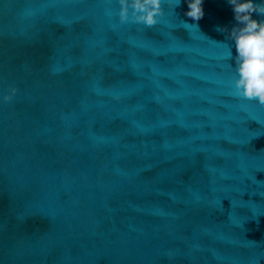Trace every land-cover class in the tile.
Returning a JSON list of instances; mask_svg holds the SVG:
<instances>
[{"label":"water","instance_id":"95a60500","mask_svg":"<svg viewBox=\"0 0 264 264\" xmlns=\"http://www.w3.org/2000/svg\"><path fill=\"white\" fill-rule=\"evenodd\" d=\"M202 6L0 0V264H264V106Z\"/></svg>","mask_w":264,"mask_h":264},{"label":"clouds","instance_id":"9594fccd","mask_svg":"<svg viewBox=\"0 0 264 264\" xmlns=\"http://www.w3.org/2000/svg\"><path fill=\"white\" fill-rule=\"evenodd\" d=\"M118 2L121 24L130 22L143 25L147 29L156 26L160 18L165 16V4L173 11L181 4V0H118ZM203 2L204 0H188L189 10L185 15L198 22L204 16ZM228 3L232 6L236 25L231 30L226 27H218L216 30L229 33L226 41L234 42L235 56L233 57L232 47L226 41L215 42L228 49L229 60L234 59L232 77L234 95L264 106V19L253 18V14L264 17V0L259 3L254 0H228ZM111 14L109 12V15ZM181 23L200 31L198 23L189 24L186 21ZM17 92L18 88L12 87L10 94L4 96V100L11 101Z\"/></svg>","mask_w":264,"mask_h":264},{"label":"snow or ice","instance_id":"6c2138e0","mask_svg":"<svg viewBox=\"0 0 264 264\" xmlns=\"http://www.w3.org/2000/svg\"><path fill=\"white\" fill-rule=\"evenodd\" d=\"M250 102H254V101H250Z\"/></svg>","mask_w":264,"mask_h":264}]
</instances>
